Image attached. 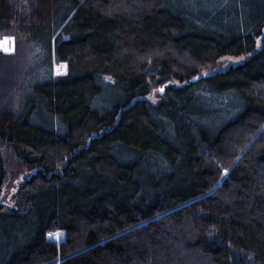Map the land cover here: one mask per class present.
Returning <instances> with one entry per match:
<instances>
[{"label": "trees", "instance_id": "1", "mask_svg": "<svg viewBox=\"0 0 264 264\" xmlns=\"http://www.w3.org/2000/svg\"><path fill=\"white\" fill-rule=\"evenodd\" d=\"M6 38L0 264H264V0H0Z\"/></svg>", "mask_w": 264, "mask_h": 264}, {"label": "rangeland", "instance_id": "2", "mask_svg": "<svg viewBox=\"0 0 264 264\" xmlns=\"http://www.w3.org/2000/svg\"><path fill=\"white\" fill-rule=\"evenodd\" d=\"M9 41L11 42L10 44L8 43ZM0 46H2L0 47V51H4L3 47H8L10 50L7 53H12L15 49L14 41L12 38H6L0 40ZM247 57H249V55L239 56V57H230V56L224 57L220 60V70L228 69L229 67L241 64L247 59ZM55 69L57 74H62L66 70L65 67L62 65H57ZM166 89H167V85H158L154 87L151 93L149 94V96L147 97V99H149L153 103H157L164 96ZM6 155L8 158H10L8 160V170H10L11 173L9 174V177L6 180L7 182L3 190V195H5V197L1 199L2 201L0 202H2L4 206L9 207L15 204L13 201V198H15V190L18 187V185L21 184L20 182H22L24 177H26V174L25 172H23L20 173V175H17V170H18V168L16 167L17 161L15 160L14 157H12V154L8 149L6 150ZM13 177H16V179L12 180ZM51 237L53 240L61 241L64 238V234H59L58 236L52 235Z\"/></svg>", "mask_w": 264, "mask_h": 264}, {"label": "snow or ice", "instance_id": "3", "mask_svg": "<svg viewBox=\"0 0 264 264\" xmlns=\"http://www.w3.org/2000/svg\"><path fill=\"white\" fill-rule=\"evenodd\" d=\"M9 44L11 43L10 41L8 42ZM0 47H2V46H0ZM3 50L5 51V52H8L10 49L8 48V47H3ZM50 235H59V234H50Z\"/></svg>", "mask_w": 264, "mask_h": 264}]
</instances>
